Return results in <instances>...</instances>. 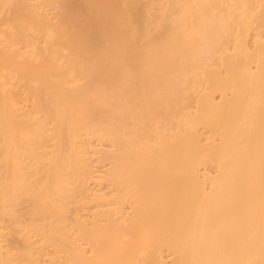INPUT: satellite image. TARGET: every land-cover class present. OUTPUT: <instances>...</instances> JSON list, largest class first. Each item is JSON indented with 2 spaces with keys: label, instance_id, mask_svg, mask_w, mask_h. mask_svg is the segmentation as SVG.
Returning <instances> with one entry per match:
<instances>
[{
  "label": "bare ground",
  "instance_id": "1",
  "mask_svg": "<svg viewBox=\"0 0 264 264\" xmlns=\"http://www.w3.org/2000/svg\"><path fill=\"white\" fill-rule=\"evenodd\" d=\"M22 1L21 15L40 25L46 43L30 42L26 52L0 39V154L9 175L25 181L31 166L20 153L36 158V140L51 136L36 203L58 212L73 191L64 168L82 179L78 137L95 133L113 147L107 179L117 193L94 196L97 205L136 204L122 222L108 210L96 228L80 224L91 256L53 228L74 249L68 264H135L144 250L159 264L163 247L173 264H264V35L254 33L253 47L246 37L253 23L264 27V0H152L158 20L175 15L165 27L148 26L142 0H56V21ZM17 23L21 33L31 22ZM217 53L225 72L211 67ZM199 71L207 91L195 112L176 114ZM169 116L179 122L171 135L161 129ZM212 160L216 173L202 172ZM12 197L5 184L1 201Z\"/></svg>",
  "mask_w": 264,
  "mask_h": 264
},
{
  "label": "rangeland",
  "instance_id": "2",
  "mask_svg": "<svg viewBox=\"0 0 264 264\" xmlns=\"http://www.w3.org/2000/svg\"><path fill=\"white\" fill-rule=\"evenodd\" d=\"M27 1L35 7L38 13L51 18L50 20L52 21L57 20L56 13L58 7L56 0ZM16 2L17 6L16 9H14L12 5ZM151 3L152 0L141 1L142 8L148 10L150 15L148 20L149 27H152L156 21L163 27L167 24H175V15L173 11L166 10L165 18L158 20L161 8L156 4L151 5ZM22 13L25 14L24 2L22 0H0V39H7L11 45L7 40V42H3L4 44H9L13 48L20 47L22 51L27 52L32 49V45L29 44L30 42L38 46H43L46 42L40 31L42 29L40 25L28 19L26 15V19H24L21 15ZM18 19L31 22L28 24L29 27L26 29V32H17L19 27L17 23ZM256 27V23H253L252 28L246 29V37L251 47L254 46L253 35L255 32L258 31L261 35H264V27L260 29H256ZM61 50L64 53L67 52L66 49L61 48ZM61 59L65 58L62 57ZM35 61L37 62L38 58H36ZM211 62V67L225 72L219 53L213 57ZM198 79L200 81H197V87L189 89V97L180 103L176 114L185 115L189 109V112L196 111L200 96L207 91L209 82L207 78L201 75L200 71ZM13 81H15L14 78ZM79 81L81 82L82 79ZM198 83L203 84L200 85ZM14 87L16 89L20 88L17 83ZM21 88H23V86ZM215 97L216 100H220L221 93L216 92ZM31 102L32 98L29 100L28 104H31ZM184 104L187 105V107ZM31 107L32 105H30V108ZM184 109L188 110L185 111ZM181 111L186 113H181ZM40 115L41 118L44 119V116L42 114ZM169 117L170 118L165 120L167 123L163 122L165 126L162 125L161 129L163 130L164 127L168 128L169 130L167 129L168 131H166V133L171 135L178 129L179 122L177 116ZM43 123L45 124V121H43ZM52 126L53 122L48 121L46 127L50 130ZM200 133L203 137L207 138L210 136L211 131L207 128H201ZM78 138L81 142L80 146L85 149V153L82 154L85 161H83L81 167L77 166L82 179L78 178L76 172L64 168L68 176L71 179L73 178V191L67 192L60 199L58 212L55 210L39 211L37 210L36 203V200L42 195L41 193H43L40 189V183L46 174L45 162L48 158L53 156V151L55 150L53 138L47 136V140L44 143L39 139L34 143L33 140V143L37 147L36 158H32L29 154H25L24 152L20 153L22 162L31 166L27 168L28 173L26 172V179L21 183H15L13 178L9 175L8 165H6V162L3 160L1 156L2 153L0 154V189L7 184L8 192L13 195L11 199L5 200L6 202H2L0 199V264L71 263L70 255H72L74 249L72 247L68 248L64 245H60V238L62 235L60 232L52 231L53 228H58L61 232L65 231L67 236H70L71 240L79 245L86 255L91 256L94 254L91 243L85 242V240L79 236L80 224L96 228L100 223H104L108 215V210H111L118 222L124 221L133 214V205L136 204L131 198L124 200L122 203L113 205H97L98 200L95 199L94 196L98 195L100 197L105 196L106 198H112L117 194L107 179L111 167L107 154L113 150V147L107 139H101L95 133L83 132ZM147 141L151 144L155 143L153 139H148ZM64 158L67 159V157ZM217 164L218 162L216 160H212L207 165H202L200 169L202 172L208 171L210 173H216L218 169ZM98 173L100 175L99 178H97ZM38 183L39 187H36ZM146 252L147 250L140 251V256L135 264H150L151 260L148 259V256L146 257ZM156 253L159 255V264H173V253L167 247L157 248ZM153 262H151V264Z\"/></svg>",
  "mask_w": 264,
  "mask_h": 264
}]
</instances>
